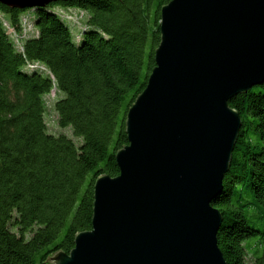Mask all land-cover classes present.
Instances as JSON below:
<instances>
[{"label": "trees", "instance_id": "obj_1", "mask_svg": "<svg viewBox=\"0 0 264 264\" xmlns=\"http://www.w3.org/2000/svg\"><path fill=\"white\" fill-rule=\"evenodd\" d=\"M170 1L57 3L88 15L81 37L51 11L56 4L36 9L33 25L24 15L32 9L0 4L8 16H0V264H48L72 250L76 234L91 230L94 184L119 174L126 115L154 68L160 10ZM24 18L36 35L21 38ZM53 89L65 94L54 104L58 126L70 128L78 144L47 130L44 97ZM228 106L241 128L213 203L223 218L217 245L226 264H264V229L250 225L264 214V155L253 152L245 131L249 121L264 128V83Z\"/></svg>", "mask_w": 264, "mask_h": 264}, {"label": "water", "instance_id": "obj_2", "mask_svg": "<svg viewBox=\"0 0 264 264\" xmlns=\"http://www.w3.org/2000/svg\"><path fill=\"white\" fill-rule=\"evenodd\" d=\"M159 33L154 68L126 115L119 174L96 180L91 230L48 264H226L213 203L241 128L228 102L264 83V0H171Z\"/></svg>", "mask_w": 264, "mask_h": 264}, {"label": "rangeland", "instance_id": "obj_3", "mask_svg": "<svg viewBox=\"0 0 264 264\" xmlns=\"http://www.w3.org/2000/svg\"><path fill=\"white\" fill-rule=\"evenodd\" d=\"M55 11H59L65 15V21L67 22H78L76 28L73 26L71 28V33L73 36L79 35L81 37L82 30H85L87 28L86 26V20L88 18V15L85 12L78 11L77 9L70 8V7H63L62 5H55L53 8ZM3 16L5 20H8V16L0 11V16ZM25 17H28L29 23L31 25L35 22V12L33 10H27L24 12ZM29 30L34 32V35H36L35 29H32L31 26H29ZM8 34L12 33L11 29L7 30ZM79 32V33H78ZM78 40V37H77ZM65 97V94L59 91H55V89L52 90V92L44 97L45 104H46V113H45V122L47 125V130L49 134L57 136V135H65L72 139L76 144L80 143L78 139L73 137L72 131L70 128H60L57 123V116L54 109V104L57 100L63 99ZM249 124L247 125V128H245V131L247 133V138L253 147V152L260 153L263 152L264 155V128H261L258 126L256 121H249ZM250 128L249 132L247 131ZM242 188V187H240ZM242 198L246 202H250L251 198L250 195L243 193ZM249 211H253L252 207L249 208ZM258 219L253 218L252 222H250L254 228L256 229H264V214L261 215V217H257Z\"/></svg>", "mask_w": 264, "mask_h": 264}, {"label": "built area", "instance_id": "obj_4", "mask_svg": "<svg viewBox=\"0 0 264 264\" xmlns=\"http://www.w3.org/2000/svg\"><path fill=\"white\" fill-rule=\"evenodd\" d=\"M22 22H23V28L24 29H23V35L21 36V38H23L25 36V34H27L30 31L29 30V24L27 22H25V18L22 19ZM77 23L78 22H73V24H75V25H77ZM8 29H10V28H8ZM10 34L13 35L14 40L17 42L18 36H16V34L13 33V30H12V33H10ZM27 68L30 69V70H41V71L44 70V68L41 65H39V64H31V63H29L27 65Z\"/></svg>", "mask_w": 264, "mask_h": 264}, {"label": "bare ground", "instance_id": "obj_5", "mask_svg": "<svg viewBox=\"0 0 264 264\" xmlns=\"http://www.w3.org/2000/svg\"><path fill=\"white\" fill-rule=\"evenodd\" d=\"M56 5H57V3H55ZM50 5H53V4H49V5H47L46 7H48V6H50ZM54 6L52 7V9H51V11L59 18V19H61V20H65V15H63L61 12H60V10L59 11H55L54 9ZM70 8H74V7H70ZM74 9H77V8H74ZM34 12H35V9H32ZM78 11H81V13L82 12H84V11H82V10H80V9H77ZM82 15H83V13H82ZM2 18V17H1ZM3 21V20H2ZM25 22H27V19L25 18Z\"/></svg>", "mask_w": 264, "mask_h": 264}]
</instances>
